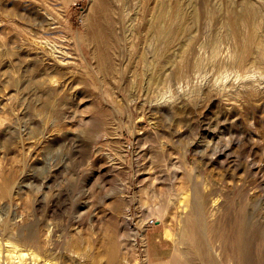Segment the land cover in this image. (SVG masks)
Returning a JSON list of instances; mask_svg holds the SVG:
<instances>
[{"label":"rangeland","instance_id":"1","mask_svg":"<svg viewBox=\"0 0 264 264\" xmlns=\"http://www.w3.org/2000/svg\"><path fill=\"white\" fill-rule=\"evenodd\" d=\"M261 63L264 0H0V224L51 262L108 264L117 236L119 264H170L205 193L214 219L247 208L264 256Z\"/></svg>","mask_w":264,"mask_h":264},{"label":"bare ground","instance_id":"2","mask_svg":"<svg viewBox=\"0 0 264 264\" xmlns=\"http://www.w3.org/2000/svg\"><path fill=\"white\" fill-rule=\"evenodd\" d=\"M230 11H231L230 12L231 17H233L230 20H233V22L235 23L233 29H235L237 32L242 33L243 31L241 30L244 29L241 28L238 24L239 20L241 19L242 21L245 22L244 24L245 27L247 28L248 33L250 32L251 29H253L256 26V17H255L256 12L254 11L252 12V10L249 7L245 8L244 6V8L239 11L238 10H230ZM91 22L92 23L89 25V27L87 25V30L90 31V33L93 35L94 41H97L100 45H105L108 42H110L111 38L115 40L116 38L115 37L116 33L114 30L115 21H113V19L109 18L108 20L109 24H106L101 17L96 16L93 18V20H91ZM170 33H172V30ZM236 34L238 35L239 38L240 35L238 33ZM236 34L235 36L237 38ZM252 37H254V34L253 36L251 35V38ZM242 41L244 42V40ZM240 45L243 44L240 43ZM247 47L249 48V46ZM244 51L246 52V50ZM257 64H259V62ZM262 65L264 66V63ZM9 193L10 192H8L7 195L10 196ZM218 201H219L218 197L214 198V200L209 201V196L207 194L200 193V196L193 203L194 207H192V209L189 212H187L184 209L185 214H187V225L183 229L182 234L178 237L177 244L183 246L186 245V247H183V249L182 248L179 249L180 256L178 255L174 256L170 264H229L228 263L229 261H232L233 264H264V256L259 257L256 254V243H258L259 238L262 236V232L259 230L257 226L254 227L251 226L250 217L248 216V212L246 210L247 208H245L244 205H241L239 207L240 210L237 213L236 217L233 216L229 217L228 214L230 212L231 207H227L226 215L214 219L213 217L216 216L215 211H217V210L214 211V208H217L216 206L218 205ZM15 217H17L16 213L12 211V213L8 214V218H7L8 220H5L3 221L2 224H0V264H68V262L66 260H63L62 257H61L62 260L59 262H51V260H53V259L49 260L51 254H48L47 252L46 253L43 252L44 251L43 244L41 241L31 240L28 242V240H30L29 236H22V234L19 233L18 225L15 222ZM158 217H161L160 214H158ZM209 218L212 219L209 220ZM188 223L193 226V229L191 231L187 230L188 229L187 226H189ZM119 228L121 229L122 227ZM117 230L118 229H116V231ZM114 235H116V233H114ZM166 235L170 236L168 231H166ZM113 237H112L111 245L107 249V252L109 253L108 264H119V259L122 254L120 247L121 242L117 241L116 239L117 236L115 238ZM214 237L219 238L221 242L220 247L224 251V255H220L217 249H216V256L218 255V257L214 255L211 246V240H213ZM72 245L73 244L70 242L69 246L72 247ZM132 247H135V245ZM72 252L73 250L71 249V253L69 254L68 257V259L71 260L69 264H89L85 261L76 259V257L73 255ZM183 255L186 256L185 260L181 259V256ZM159 264H164V263H159Z\"/></svg>","mask_w":264,"mask_h":264}]
</instances>
